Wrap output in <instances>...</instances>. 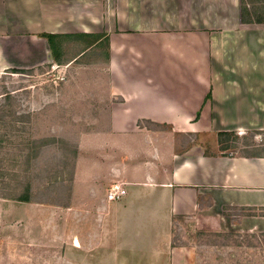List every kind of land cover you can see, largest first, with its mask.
<instances>
[{
    "label": "crops",
    "instance_id": "0c3cea01",
    "mask_svg": "<svg viewBox=\"0 0 264 264\" xmlns=\"http://www.w3.org/2000/svg\"><path fill=\"white\" fill-rule=\"evenodd\" d=\"M42 33L58 43L109 36L104 61L77 68L92 75L78 90L89 112L78 117L104 128L91 140L136 147L145 122L173 127L183 142L201 131L217 134L213 150L167 140L152 165L118 170L132 177L122 182L128 199L117 229L123 223L136 239L153 230L170 239L180 216L205 230L264 233V153L229 155L219 138L264 130V0H0V76L46 57ZM10 39L38 58L16 57ZM144 140L148 146L151 138ZM112 219L98 217L103 233ZM98 246L107 248L106 237Z\"/></svg>",
    "mask_w": 264,
    "mask_h": 264
},
{
    "label": "rangeland",
    "instance_id": "374dc122",
    "mask_svg": "<svg viewBox=\"0 0 264 264\" xmlns=\"http://www.w3.org/2000/svg\"><path fill=\"white\" fill-rule=\"evenodd\" d=\"M12 42L8 49L16 57L38 58L39 52ZM60 44L62 64L45 61L0 76V264H264V233L205 230L180 216L173 218L170 239L155 230L136 239L123 223L117 229L128 196L107 202L106 195L113 184L132 177L118 170L126 163L133 170L152 165L150 156L167 140L213 150L217 134L201 131L183 142L173 127L145 122L136 147L91 140L104 128L78 117L89 112L78 102V90L88 86L92 75L77 70L102 63L107 47L96 45L81 56L85 43L68 38ZM58 71L65 73L64 81H57ZM68 116L76 118L74 125L64 121ZM41 139L47 144L35 148L31 141ZM227 144L229 155L264 153V130L229 138ZM26 189L30 202L11 198ZM103 215L113 217L106 233L97 221ZM104 236L107 250L98 246Z\"/></svg>",
    "mask_w": 264,
    "mask_h": 264
},
{
    "label": "trees",
    "instance_id": "16d2710c",
    "mask_svg": "<svg viewBox=\"0 0 264 264\" xmlns=\"http://www.w3.org/2000/svg\"><path fill=\"white\" fill-rule=\"evenodd\" d=\"M40 36L43 37V38H46L48 40L49 44H50V47H51V50H52V53H53V61L51 62V64L52 63L62 64L61 62H59L60 61V58H59L60 57L59 47L61 45H60V42L58 43L56 41L57 35L49 34V33H42V34H40ZM69 37H80V36L79 35H69ZM85 40H86L85 41V49L83 51V54H85L87 50L92 49L93 47H95L96 45H99V44L102 45L103 43H105L107 49H108V46H109V36L107 34H103V33L90 34V35L86 36ZM23 70L24 69H22V68H13L14 72H22ZM253 132L254 133H258L259 130H254ZM219 138H220L221 146L225 150V149H229L228 147H231V146H229V144H227L228 141H229V138L230 139L231 138L232 139L233 138L238 139L239 136L236 134V132L221 131V132H219ZM47 141H48V139H41V140L31 141V143L36 148L37 146H39V144L41 146L47 144ZM0 143H1V139H0ZM34 153L37 154L38 151L34 150ZM0 174H3V173L0 172ZM2 177L4 179V176H2ZM11 198L12 199H16L18 201L30 202L31 198H30L29 189H26L21 195L12 196Z\"/></svg>",
    "mask_w": 264,
    "mask_h": 264
},
{
    "label": "built area",
    "instance_id": "2783aa9c",
    "mask_svg": "<svg viewBox=\"0 0 264 264\" xmlns=\"http://www.w3.org/2000/svg\"><path fill=\"white\" fill-rule=\"evenodd\" d=\"M52 67H54L53 69H57L60 66L59 65H56V66L54 65ZM56 79H57V81L58 80L59 81H64L66 79L65 78V73L58 71V76H57ZM126 194H127V190L125 188V185L123 183H115L109 189L108 194H107V198H108L109 201H116V200H119L122 197H124Z\"/></svg>",
    "mask_w": 264,
    "mask_h": 264
},
{
    "label": "water",
    "instance_id": "95a60500",
    "mask_svg": "<svg viewBox=\"0 0 264 264\" xmlns=\"http://www.w3.org/2000/svg\"><path fill=\"white\" fill-rule=\"evenodd\" d=\"M46 46H47L46 47V57H44L43 60H40L38 64L43 63L45 61H50V62L53 61V53H52V50H51V47H50L48 40H47ZM34 65H37V63H35Z\"/></svg>",
    "mask_w": 264,
    "mask_h": 264
}]
</instances>
